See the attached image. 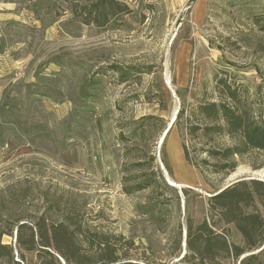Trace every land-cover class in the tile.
<instances>
[{
    "label": "rangeland",
    "instance_id": "obj_1",
    "mask_svg": "<svg viewBox=\"0 0 264 264\" xmlns=\"http://www.w3.org/2000/svg\"><path fill=\"white\" fill-rule=\"evenodd\" d=\"M117 1L127 12L96 27L82 23L96 0H0V236L19 264H66L43 247L50 228L37 229L40 220L64 223L87 251L107 236L121 262L200 264L186 229L205 219L244 246L207 198L211 186L264 182V151H249L226 178L206 173L209 186L183 158L175 124L161 137L182 104L187 115L218 101L216 75L264 106V0ZM130 66L150 72L121 83L111 70ZM145 175L164 183L127 194ZM20 224L22 240L34 233L30 252L18 248Z\"/></svg>",
    "mask_w": 264,
    "mask_h": 264
},
{
    "label": "trees",
    "instance_id": "obj_2",
    "mask_svg": "<svg viewBox=\"0 0 264 264\" xmlns=\"http://www.w3.org/2000/svg\"><path fill=\"white\" fill-rule=\"evenodd\" d=\"M127 10V6L117 0H96L95 4L89 7L82 23L102 27L110 23L115 16L125 14ZM111 70L118 74L121 83L130 75L138 76L143 72H150L140 71L136 66H130L127 70L113 67ZM214 83L218 101L199 104L187 115L182 104L174 122L179 133L185 138L182 141L183 158L200 172L209 186L211 185L206 173L226 178L234 172L239 161L249 151H264V106L255 109L248 102L246 91L234 83H228L226 78L216 75ZM158 119L148 117L144 120L155 123L154 120ZM219 138H227L230 144L220 145L217 142ZM204 139L209 141L210 145L197 149L195 145L202 144ZM199 153H205V157L201 158ZM162 163L172 175L164 150ZM143 179L131 187L127 194L150 187L156 188L160 183H164L160 178L146 175ZM211 187L215 192L207 198L209 211L225 224H233L240 233L244 246L230 244L226 236L213 230L206 219L198 225L191 222L187 226L185 240L190 258L198 260L200 264H217L230 259L236 264L241 255L261 249L243 258L240 264H250L251 261L253 264H264V182L248 178L240 179L222 191H219L220 188ZM40 221L37 229L50 228V238L43 247L55 250L66 264H92L91 260L95 256L98 262L103 264H138L121 262L123 256L119 255L105 235H100L102 240L97 241L95 247L87 251L75 242L76 235L69 232L64 223L46 225L45 221ZM25 229H28L26 224L17 227V244L20 251L30 252L35 246V236L31 232L30 239L22 240L19 230ZM1 238L0 236V264H19L13 261L11 249L1 243ZM125 245L129 247L131 243L126 242Z\"/></svg>",
    "mask_w": 264,
    "mask_h": 264
},
{
    "label": "water",
    "instance_id": "obj_3",
    "mask_svg": "<svg viewBox=\"0 0 264 264\" xmlns=\"http://www.w3.org/2000/svg\"><path fill=\"white\" fill-rule=\"evenodd\" d=\"M177 112H178V110H176L175 112H174V115H173V117H172V119L170 120V122L168 123V125L166 126V128H165V131L163 132V135H162V138H161V141L163 140V139H165V137L168 135V133L171 131V128L173 127V124H174V122H175V120H176V118H177ZM253 179V178H252ZM240 179H236V180H234L233 182H230L229 184H227V185H225V187H223V188H221L219 191H222V190H224V189H226V188H228V187H230L231 185H233L235 182H237V181H239ZM167 182H168V180H166ZM169 184V183H168ZM170 185V184H169ZM171 186V185H170ZM173 187V186H172Z\"/></svg>",
    "mask_w": 264,
    "mask_h": 264
},
{
    "label": "bare ground",
    "instance_id": "obj_4",
    "mask_svg": "<svg viewBox=\"0 0 264 264\" xmlns=\"http://www.w3.org/2000/svg\"><path fill=\"white\" fill-rule=\"evenodd\" d=\"M162 138V137H161ZM168 180V183L171 185V186H173V187H182L181 185H178V184H174L172 181H170L169 179H167Z\"/></svg>",
    "mask_w": 264,
    "mask_h": 264
}]
</instances>
